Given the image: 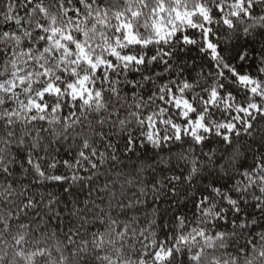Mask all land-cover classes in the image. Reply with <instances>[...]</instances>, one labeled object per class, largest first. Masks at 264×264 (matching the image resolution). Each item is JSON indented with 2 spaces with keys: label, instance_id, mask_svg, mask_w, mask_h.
Listing matches in <instances>:
<instances>
[{
  "label": "snow or ice",
  "instance_id": "obj_1",
  "mask_svg": "<svg viewBox=\"0 0 264 264\" xmlns=\"http://www.w3.org/2000/svg\"><path fill=\"white\" fill-rule=\"evenodd\" d=\"M0 264H264V0H0Z\"/></svg>",
  "mask_w": 264,
  "mask_h": 264
}]
</instances>
